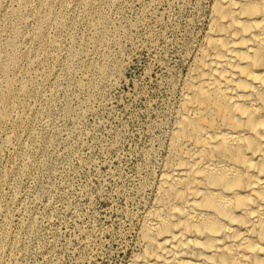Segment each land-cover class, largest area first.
Wrapping results in <instances>:
<instances>
[{"label":"rangeland","instance_id":"obj_1","mask_svg":"<svg viewBox=\"0 0 264 264\" xmlns=\"http://www.w3.org/2000/svg\"><path fill=\"white\" fill-rule=\"evenodd\" d=\"M210 5L0 0V264L127 263Z\"/></svg>","mask_w":264,"mask_h":264},{"label":"bare ground","instance_id":"obj_2","mask_svg":"<svg viewBox=\"0 0 264 264\" xmlns=\"http://www.w3.org/2000/svg\"><path fill=\"white\" fill-rule=\"evenodd\" d=\"M207 17L126 264H264V0Z\"/></svg>","mask_w":264,"mask_h":264}]
</instances>
